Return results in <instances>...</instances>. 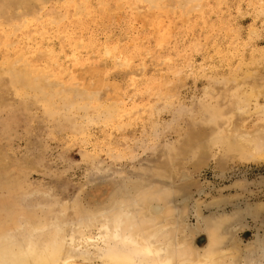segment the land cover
Here are the masks:
<instances>
[{
  "label": "rangeland",
  "instance_id": "1",
  "mask_svg": "<svg viewBox=\"0 0 264 264\" xmlns=\"http://www.w3.org/2000/svg\"><path fill=\"white\" fill-rule=\"evenodd\" d=\"M153 1L0 0L1 25L14 18L0 25L1 218L75 224L79 211L91 222L153 206L202 253L211 220L248 210L222 257L264 256V159L241 161L214 137L228 124L213 105L228 106L244 72L264 87V0ZM29 3L39 14L23 24ZM249 108L263 111L264 96Z\"/></svg>",
  "mask_w": 264,
  "mask_h": 264
},
{
  "label": "bare ground",
  "instance_id": "2",
  "mask_svg": "<svg viewBox=\"0 0 264 264\" xmlns=\"http://www.w3.org/2000/svg\"><path fill=\"white\" fill-rule=\"evenodd\" d=\"M38 14L39 9L29 3L16 19L23 20L24 24ZM6 20L4 22L8 23L14 18ZM7 23L4 25L6 29ZM1 24L5 23L0 22ZM29 68L26 64L19 67L22 73L23 70L30 71ZM32 71L46 76L38 69ZM232 82L231 92L235 94H231L234 96L230 98L231 101L225 96L223 84L218 89L219 96L229 101L226 108V101H219L217 97L213 100L212 97L213 105L220 111L218 116L221 125L228 124L225 130L221 129L222 126L215 130L214 137L221 136L222 139L223 136L226 145L239 160L260 161L264 159V110L251 111L249 107L253 100L264 96V87L256 83L254 72L250 71L233 77ZM241 86H244L243 91ZM97 99L98 96L93 97V100ZM218 109H214L216 113ZM255 113L260 114V117L254 124H250L249 118ZM147 198L153 199L152 196ZM156 199L157 197L153 201L156 202ZM148 204L153 205L154 202L150 201ZM150 207L152 209L149 217L145 215V208L137 214L128 211L114 214L112 211L111 218L98 216L97 221L91 222H86L82 217L83 213L79 211L75 224L48 218L42 223H34L27 216L17 215L5 219L0 215V264H264L263 253L258 256L256 251L245 254V263L241 262L239 252L230 254L228 258L222 257L220 247L228 244L230 228L233 225L229 217L218 221L211 220L209 243L202 253H198L187 243L174 239L171 231L159 227L160 219L175 217L173 212H159L157 207ZM23 209L27 213L31 212ZM234 218L237 222L240 221L241 214L237 212ZM103 221L106 223H102ZM98 222L99 235L96 239L89 240L84 236L83 228L89 229ZM258 244L264 248V241Z\"/></svg>",
  "mask_w": 264,
  "mask_h": 264
},
{
  "label": "water",
  "instance_id": "3",
  "mask_svg": "<svg viewBox=\"0 0 264 264\" xmlns=\"http://www.w3.org/2000/svg\"><path fill=\"white\" fill-rule=\"evenodd\" d=\"M247 211H248V210H246V211L244 212V215L241 214V219L244 218V217L247 215ZM236 215H237V214H236ZM229 220H230V222H232L233 224H234L235 222H237V220H235L234 216L230 217ZM224 223H225V222H224ZM225 228H226V227H225ZM224 233H225V232H224Z\"/></svg>",
  "mask_w": 264,
  "mask_h": 264
}]
</instances>
